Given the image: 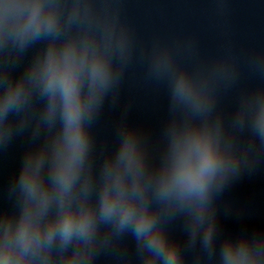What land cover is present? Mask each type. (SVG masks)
Wrapping results in <instances>:
<instances>
[{
    "label": "clouds",
    "instance_id": "obj_1",
    "mask_svg": "<svg viewBox=\"0 0 264 264\" xmlns=\"http://www.w3.org/2000/svg\"><path fill=\"white\" fill-rule=\"evenodd\" d=\"M123 4L0 0V151L27 138L11 207H0V264H95L108 252L131 264L127 235L139 264H185L167 228L178 217L187 246L199 241L197 264H264V233L216 249V197L264 157V83L242 89L226 116L221 93L240 79L232 50L201 56L194 39L138 46ZM137 55L168 90L158 154L125 108L97 165L94 125ZM247 62L264 73V51Z\"/></svg>",
    "mask_w": 264,
    "mask_h": 264
}]
</instances>
